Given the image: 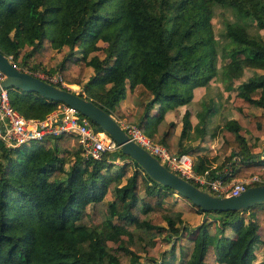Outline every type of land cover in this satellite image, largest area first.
<instances>
[{
	"label": "trees",
	"instance_id": "1",
	"mask_svg": "<svg viewBox=\"0 0 264 264\" xmlns=\"http://www.w3.org/2000/svg\"><path fill=\"white\" fill-rule=\"evenodd\" d=\"M261 29L264 0H0V52L13 64L24 70L31 58L35 69L52 49L65 47L53 69L81 84L80 96L171 153L195 155L194 171L222 181L264 178V154L254 150L264 111H250L264 110ZM86 67L92 73L82 82ZM245 67L254 73L242 78ZM197 86L208 103L193 123L189 103ZM7 92L25 117L42 119L62 103L16 87ZM212 92L217 99L208 98ZM226 93H233L235 116L212 126ZM198 131L220 138L216 168L200 147L183 142ZM107 153L84 157L76 136L65 132L12 148L0 141V264H264V202L203 211L120 149L111 153L129 160L120 166ZM175 200L202 221L187 224Z\"/></svg>",
	"mask_w": 264,
	"mask_h": 264
},
{
	"label": "built area",
	"instance_id": "2",
	"mask_svg": "<svg viewBox=\"0 0 264 264\" xmlns=\"http://www.w3.org/2000/svg\"><path fill=\"white\" fill-rule=\"evenodd\" d=\"M6 57L12 62L10 55ZM4 78L5 75L0 71V82ZM41 78L59 87L72 90L71 84L64 81L60 74ZM119 123L132 141L146 149L167 168L211 194L236 195L249 186V182L257 180L253 175L222 181L220 177H209L206 171L198 173L193 169L194 160L190 154H173L165 145L154 142L144 134L136 124L122 121ZM64 132L76 136L84 157L98 159L105 152L111 153L119 149V145L112 137L104 130H96L90 120L74 107L61 103L42 119L25 117L11 105L7 88H0V141L5 146L12 148Z\"/></svg>",
	"mask_w": 264,
	"mask_h": 264
},
{
	"label": "water",
	"instance_id": "3",
	"mask_svg": "<svg viewBox=\"0 0 264 264\" xmlns=\"http://www.w3.org/2000/svg\"><path fill=\"white\" fill-rule=\"evenodd\" d=\"M0 71L5 78L0 88L16 87L23 91L36 92L53 101H61L78 110L91 122L99 126L119 145L120 151L136 161L155 181L170 187L177 194L189 199L203 211L241 210L253 204L264 202V184L247 186L236 195L217 196L203 190L194 183L167 168L146 149L132 141L111 114L96 105L92 100L80 96L76 91L59 87L35 73L18 68L0 52Z\"/></svg>",
	"mask_w": 264,
	"mask_h": 264
},
{
	"label": "rangeland",
	"instance_id": "4",
	"mask_svg": "<svg viewBox=\"0 0 264 264\" xmlns=\"http://www.w3.org/2000/svg\"><path fill=\"white\" fill-rule=\"evenodd\" d=\"M217 14H218V12H217V10H216V13L214 14V16L211 18V22H212V26H213V32H214V36H215V38H217L218 37V35H219V27L222 25V23H221V20H220V18L217 16ZM228 15H229V13H228ZM251 29H252V31L254 32L255 31V29L253 28V27H251ZM260 31V33L262 34V36H263V38H264V29H261V30H259ZM97 44L98 45H102V44H104V43H102V42H100V41H98L97 42ZM63 52H66V48L65 47H63L62 49H60V50H55V49H52L51 50V52H50V54H48V55H45L46 57H47V59H46V61H44L43 63H41L37 68H35V69H32L31 67H33V66H35V61L33 60V59H31V58H29L28 60H27V62H26V65H24V70H27V71H29V70H33L34 71V73H36L37 75H39V76H41V77H52L53 75H57L58 73H57V70L55 69H53L54 68V60H59V59H61L62 58V56H63ZM75 56L76 55H74L73 56V58H75ZM47 70H51V72H47ZM92 73V70H91V68L90 67H86L85 69H84V72H83V76H82V82L84 81V80H86L88 77H89V75ZM254 73V70L252 69V68H248V67H245L244 69H243V72H242V78H245V77H247V76H249V75H251V74H253ZM65 81V80H64ZM235 82V81H234ZM70 84V83H69ZM71 88H72V90H74V91H76V92H78V91H81V89H82V86H81V84H75V83H71V86H70ZM203 90H205V88H204V86H197V87H195L194 89H193V96H192V100H191V102L189 103V106L191 107V109L193 110V112L194 113H196V112H198V111H200L201 110V114H200V116H198V115H193V118L191 119L193 122H195L196 120L198 121L199 119H200V117H201V115H203L204 113H205V110H206V108H205V106H207L206 104L208 103V102H206V101H203V103H200V105H199V103H198V98H199V94L201 93V92H203ZM227 94V96L224 98V102L222 103H218V105H216L214 108H215V115H216V118H214V120H213V118H212V122H211V124H212V126L213 125H215V124H217V123H221V121H222V118H223V116H225V115H229V116H235V114L232 112V110H231V101H232V99H233V93H226ZM208 98H214V99H217L216 98V94H215V92H212L209 96H208ZM216 104V103H215ZM59 105V104H58ZM57 105V106H58ZM193 106V107H192ZM183 108H185V106L183 107ZM250 111L251 112H253V113H259V112H263L264 110H262V109H259V108H257V107H253V108H251L250 109ZM183 112V111H182ZM193 113V114H194ZM173 119H174V117L173 116H171ZM170 117V118H171ZM173 119H171V120H169V121H174ZM120 121H122V122H125V120L124 119H121ZM181 122V121H180ZM210 123V122H209ZM199 125H200V123H199ZM175 129H176V132H180V129H181V123H176V125H175ZM183 142L187 145V146H194V147H200L201 148V150L199 151V153H200V155H202V156H206V157H208L210 160H211V165L212 164H215V162H216V160L218 159L219 160V158H222V157H218L219 155H218V152H217V150H218V148H219V145H220V138L218 137V135L216 136V137H213V138H210L208 135H202L199 131H198V133L197 134H195V137H193L192 139L190 138V137H188V136H185L184 138H183ZM5 146V145H4ZM7 147V146H6ZM211 147H213V148H211ZM7 148H10V147H7ZM208 150V151H207ZM210 150L212 151V150H214V151H212L211 152V154H209V152H210ZM216 150V151H215ZM254 150H255V152H257V153H263L264 154V135L255 143V146H254ZM111 153H113V152H111ZM111 153H107V158H108V161H113L116 165H118V166H120L122 163H124V161H129L128 159H120V158H117V157H115V156H111ZM205 153H208V155L207 154H205ZM188 154H190V153H188ZM262 154V155H263ZM192 157H193V160H194V163H195V159H196V156L195 155H193V154H190ZM0 160H1V158H0ZM219 164V163H218ZM213 168H216V167H213ZM222 169L223 170H226V168L225 167H222ZM131 170V167H129V171ZM207 172V171H206ZM208 173V172H207ZM209 176V175H208ZM256 176V178H257V180H254V181H251V182H249V184L250 185H254V184H256V183H259V182H261V179L264 181V178H262L260 175H255ZM209 177H211V176H209ZM235 178H237V177H233V178H231V179H229V181H231V180H234ZM241 178H243V177H241ZM126 184V182L125 181H123L122 183H121V186H124ZM177 194V193H176ZM177 199H179V197H176ZM174 204H173V207L174 208H178V209H183L182 211H183V220L187 223V224H189L190 226H195V225H197V224H199L201 221H202V214H200V213H197V212H195V211H190V210H184V208H183V206H182V202L181 201H179V200H175L174 202H173ZM88 210V209H87ZM210 232L214 235V228L213 227H211L210 228ZM216 236V235H215ZM186 238V237H185ZM159 239H161L162 240V238L161 237H159ZM211 241L212 242H214L215 241V237H211ZM161 249H164V248H168L169 247V245H168V243L167 242H165L164 240H162V245H161ZM184 253H186L188 250H189V246H187V245H184Z\"/></svg>",
	"mask_w": 264,
	"mask_h": 264
},
{
	"label": "crops",
	"instance_id": "5",
	"mask_svg": "<svg viewBox=\"0 0 264 264\" xmlns=\"http://www.w3.org/2000/svg\"><path fill=\"white\" fill-rule=\"evenodd\" d=\"M204 91L205 90H203V92H201L199 95V98H198V103H199V105H200V103H201V98H202V96H203V94H204ZM184 106H182V107H180V113H182V111L185 109V108H183ZM193 107V106H192ZM200 112H201V110L200 111H198V112H196V113H194V114H192V118H193V115H198V114H200ZM172 114H171V112L170 111H167L166 113H165V118L167 119V120H171V119H173L172 117ZM171 117V118H170ZM197 121V120H196ZM195 121V122H196ZM193 122V121H192ZM195 122H193V123H195ZM211 148H213V147H211ZM208 151V150H207ZM212 151H214V150H212ZM211 150H210V152H209V154H211V152H212ZM216 151V150H215ZM205 154H207L208 155V153H205ZM221 163V158H219V160L217 159L216 160V162H215V164H212V165H210L212 168L213 167H216V166H218L219 164ZM237 178H241V177H237Z\"/></svg>",
	"mask_w": 264,
	"mask_h": 264
}]
</instances>
